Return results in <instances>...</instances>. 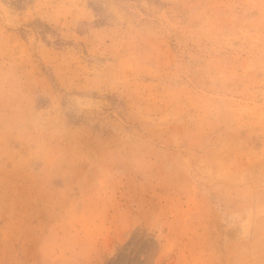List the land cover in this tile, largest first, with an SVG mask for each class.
I'll use <instances>...</instances> for the list:
<instances>
[{
	"label": "rangeland",
	"instance_id": "rangeland-1",
	"mask_svg": "<svg viewBox=\"0 0 264 264\" xmlns=\"http://www.w3.org/2000/svg\"><path fill=\"white\" fill-rule=\"evenodd\" d=\"M0 264H264V0H0Z\"/></svg>",
	"mask_w": 264,
	"mask_h": 264
}]
</instances>
